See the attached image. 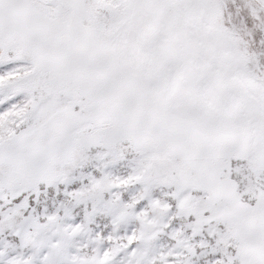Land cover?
Returning a JSON list of instances; mask_svg holds the SVG:
<instances>
[{"label":"snow or ice","instance_id":"obj_1","mask_svg":"<svg viewBox=\"0 0 264 264\" xmlns=\"http://www.w3.org/2000/svg\"><path fill=\"white\" fill-rule=\"evenodd\" d=\"M0 264H264V0H0Z\"/></svg>","mask_w":264,"mask_h":264}]
</instances>
